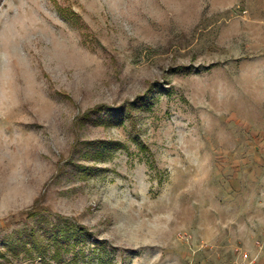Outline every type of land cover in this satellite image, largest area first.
Wrapping results in <instances>:
<instances>
[{
  "label": "rangeland",
  "instance_id": "374dc122",
  "mask_svg": "<svg viewBox=\"0 0 264 264\" xmlns=\"http://www.w3.org/2000/svg\"><path fill=\"white\" fill-rule=\"evenodd\" d=\"M251 242L264 0H0V264H250Z\"/></svg>",
  "mask_w": 264,
  "mask_h": 264
},
{
  "label": "trees",
  "instance_id": "16d2710c",
  "mask_svg": "<svg viewBox=\"0 0 264 264\" xmlns=\"http://www.w3.org/2000/svg\"><path fill=\"white\" fill-rule=\"evenodd\" d=\"M105 110L107 111V109ZM49 232L53 235V240L56 246L60 245V240L63 239L62 235H65V237L68 239H74L75 241H79L82 238L81 234L84 233L83 231H81V229L70 227L68 224L65 226L54 225L49 230ZM29 238L32 241V243L35 245L36 250H38L41 253L44 252L47 243L43 241V238L40 236V234L36 232H31ZM6 244L14 252H19V250L23 247L28 252L30 253L32 252L31 248L27 249L28 243H26V238H23L22 235L19 240L13 237L11 238V240L6 241Z\"/></svg>",
  "mask_w": 264,
  "mask_h": 264
},
{
  "label": "crops",
  "instance_id": "0c3cea01",
  "mask_svg": "<svg viewBox=\"0 0 264 264\" xmlns=\"http://www.w3.org/2000/svg\"><path fill=\"white\" fill-rule=\"evenodd\" d=\"M247 247H249V255H246V263L250 264H264V244L261 246V248H258L257 245H254L251 243L247 244Z\"/></svg>",
  "mask_w": 264,
  "mask_h": 264
}]
</instances>
